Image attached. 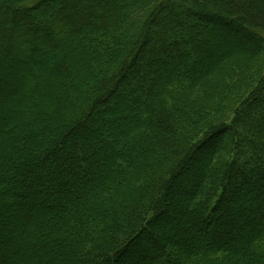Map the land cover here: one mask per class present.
Wrapping results in <instances>:
<instances>
[{"label":"trees","instance_id":"trees-1","mask_svg":"<svg viewBox=\"0 0 264 264\" xmlns=\"http://www.w3.org/2000/svg\"><path fill=\"white\" fill-rule=\"evenodd\" d=\"M0 264H264V0H0Z\"/></svg>","mask_w":264,"mask_h":264},{"label":"rangeland","instance_id":"rangeland-1","mask_svg":"<svg viewBox=\"0 0 264 264\" xmlns=\"http://www.w3.org/2000/svg\"><path fill=\"white\" fill-rule=\"evenodd\" d=\"M71 52H75V51H73V50H71ZM190 169H193V167L192 168H190ZM194 174H191L190 176H188V177H186V176H184L181 180H192V178L194 177L193 176ZM174 198L177 200V201H180V200H184V197L183 196H181L180 194H174ZM242 215H243V213H242ZM178 217V216H177ZM173 226H169L166 230H173ZM149 246V245H148ZM151 246H152V244H150V250H151ZM138 257H139V255H137V259H138Z\"/></svg>","mask_w":264,"mask_h":264}]
</instances>
